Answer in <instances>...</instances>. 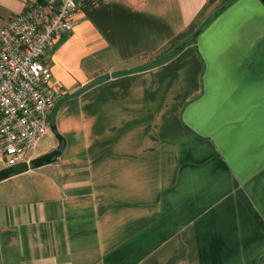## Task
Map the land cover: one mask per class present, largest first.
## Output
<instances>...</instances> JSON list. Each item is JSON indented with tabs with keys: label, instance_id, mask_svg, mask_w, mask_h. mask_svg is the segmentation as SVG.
Returning <instances> with one entry per match:
<instances>
[{
	"label": "crops",
	"instance_id": "crops-1",
	"mask_svg": "<svg viewBox=\"0 0 264 264\" xmlns=\"http://www.w3.org/2000/svg\"><path fill=\"white\" fill-rule=\"evenodd\" d=\"M36 1L0 0V28ZM72 25L46 57L62 147L0 180V264H264V0H96Z\"/></svg>",
	"mask_w": 264,
	"mask_h": 264
},
{
	"label": "built area",
	"instance_id": "built-area-1",
	"mask_svg": "<svg viewBox=\"0 0 264 264\" xmlns=\"http://www.w3.org/2000/svg\"><path fill=\"white\" fill-rule=\"evenodd\" d=\"M96 0H38L0 28V155L5 169L31 166L63 90L47 51L73 29V15Z\"/></svg>",
	"mask_w": 264,
	"mask_h": 264
},
{
	"label": "water",
	"instance_id": "water-1",
	"mask_svg": "<svg viewBox=\"0 0 264 264\" xmlns=\"http://www.w3.org/2000/svg\"><path fill=\"white\" fill-rule=\"evenodd\" d=\"M51 130H53V132H54L55 128L52 126ZM55 136L58 140V143L61 144L62 138L58 134H55ZM59 152H60V149H59V147H57L56 149L52 150L51 152H48V153L43 154L41 156H38V157L32 159L31 166L38 167V166H41L43 164H47V163L52 162L53 159L59 154ZM26 168H27V166L21 162V163H18L16 165L11 166L9 169H1L0 170V180L7 178L11 174H19V173L23 172Z\"/></svg>",
	"mask_w": 264,
	"mask_h": 264
},
{
	"label": "rangeland",
	"instance_id": "rangeland-1",
	"mask_svg": "<svg viewBox=\"0 0 264 264\" xmlns=\"http://www.w3.org/2000/svg\"><path fill=\"white\" fill-rule=\"evenodd\" d=\"M55 139V134L53 130H51V128L49 127L47 133L38 142L36 152L43 151L45 148L49 147L51 144L54 143ZM3 168V163L2 161H0V169Z\"/></svg>",
	"mask_w": 264,
	"mask_h": 264
},
{
	"label": "trees",
	"instance_id": "trees-1",
	"mask_svg": "<svg viewBox=\"0 0 264 264\" xmlns=\"http://www.w3.org/2000/svg\"><path fill=\"white\" fill-rule=\"evenodd\" d=\"M62 147V142H61V144L59 145V149Z\"/></svg>",
	"mask_w": 264,
	"mask_h": 264
}]
</instances>
